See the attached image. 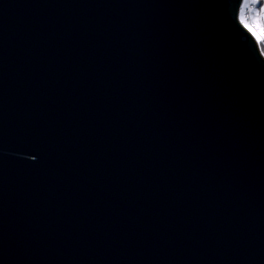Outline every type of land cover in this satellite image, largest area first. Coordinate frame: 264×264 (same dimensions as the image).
Masks as SVG:
<instances>
[{
	"label": "water",
	"instance_id": "obj_1",
	"mask_svg": "<svg viewBox=\"0 0 264 264\" xmlns=\"http://www.w3.org/2000/svg\"><path fill=\"white\" fill-rule=\"evenodd\" d=\"M243 3L0 0V264H264Z\"/></svg>",
	"mask_w": 264,
	"mask_h": 264
},
{
	"label": "rangeland",
	"instance_id": "obj_2",
	"mask_svg": "<svg viewBox=\"0 0 264 264\" xmlns=\"http://www.w3.org/2000/svg\"><path fill=\"white\" fill-rule=\"evenodd\" d=\"M243 7H244V11H243L244 21L248 25H251L257 31V34L259 35L260 29L257 25V18H259L260 16H256V15H258V13H259V15H261L260 8L264 7V3L260 6V8H253V13H250V11H249V9L251 7L250 0L248 3H245V0H244ZM240 19H241V12H240ZM259 39H262V38H259Z\"/></svg>",
	"mask_w": 264,
	"mask_h": 264
},
{
	"label": "snow or ice",
	"instance_id": "obj_3",
	"mask_svg": "<svg viewBox=\"0 0 264 264\" xmlns=\"http://www.w3.org/2000/svg\"><path fill=\"white\" fill-rule=\"evenodd\" d=\"M249 0H245V3H248ZM252 3H257L258 0H251ZM240 11H241V23L244 24V26L246 28H248V30L250 32H252V35L253 36H257V38H264V7H261L260 8V13H261V16L259 18H257V25L260 29L259 31V35L257 34V31L251 26V25H248L244 19H243V11H244V7L243 5H241V8H240Z\"/></svg>",
	"mask_w": 264,
	"mask_h": 264
},
{
	"label": "trees",
	"instance_id": "obj_4",
	"mask_svg": "<svg viewBox=\"0 0 264 264\" xmlns=\"http://www.w3.org/2000/svg\"><path fill=\"white\" fill-rule=\"evenodd\" d=\"M263 3H264V0H258L257 3H252L251 0H250V5H251V7L249 9L250 13H253V8H260V6ZM256 16H261V15H259V13H258V15H256ZM254 37L256 38V40H257V42L259 44V48H260V50L262 52V55L264 56V38L258 39L257 36H254Z\"/></svg>",
	"mask_w": 264,
	"mask_h": 264
}]
</instances>
